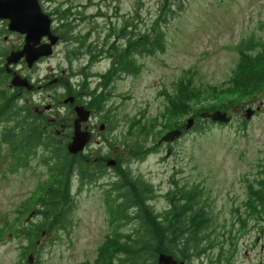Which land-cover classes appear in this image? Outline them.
Segmentation results:
<instances>
[{"label":"rangeland","instance_id":"1","mask_svg":"<svg viewBox=\"0 0 264 264\" xmlns=\"http://www.w3.org/2000/svg\"><path fill=\"white\" fill-rule=\"evenodd\" d=\"M42 11L52 21V29L63 36L59 21L63 12L70 16L71 32L65 43L54 48L51 58L33 70L24 65L14 70L29 76L34 89L18 94L32 112H37L44 123H55L54 135L62 134L75 119L72 107L63 105L68 89L78 91L80 101L87 103L88 91L95 89L101 76L106 77L105 92L109 98L103 110L93 108L90 128L93 136L89 143L91 157L99 159L96 169H102L100 178L72 189L71 227L68 231L32 236L33 243L18 234L23 226L37 222L33 215L35 201L44 192L49 176L40 158L46 153L36 149L27 166L17 167L9 156V148L1 143V131L8 123L0 120V264H82L93 263L103 247L105 236L110 233L106 211V194L119 180V164L130 178L151 185L153 199L150 207L156 213L168 209L166 194L175 184L187 182L199 189L205 197L214 219L215 247L200 258L191 257L189 264H209L223 246L221 264H264V224L252 226L236 233L232 244L226 240L227 232L236 226L235 209L242 213L247 185L258 179V167L264 161V90L244 98H216L211 87L226 86L238 62V46L252 38L259 51L264 47V0H40ZM126 27L135 43L158 42L163 46L152 55H133L137 68L131 74L107 72L113 57L124 51L127 41L113 36L116 48L112 53L101 54L98 62H89V55L71 52L77 48V38L88 36V43L102 45L107 34ZM7 24L0 23V65L10 53L23 44L18 34L9 33ZM89 33V35H87ZM71 37V38H70ZM99 46V47H100ZM138 52V51H136ZM13 67V66H12ZM87 68V69H85ZM5 78V79H4ZM4 87H9V80ZM55 81V82H54ZM205 90L199 99L187 105L184 116L170 119V126H180L194 113L210 105L229 101L230 122L226 124H194L181 130L183 134L171 146H157L159 137L144 139L147 150L142 158H134L130 151L136 136L129 132L133 120H147L158 115L165 105L164 92H172L180 82ZM41 88L38 89L37 87ZM3 86L0 89L3 90ZM103 90V89H102ZM101 89H98V94ZM17 94V92H15ZM89 99V100H88ZM101 105V100L96 98ZM48 107V110L45 108ZM107 110L111 112L107 113ZM246 110H252L247 119ZM114 115L115 123L108 128V119ZM135 118V119H134ZM105 131L99 132V125ZM107 124V125H106ZM111 128V129H110ZM57 133V134H56ZM170 154L167 156V150ZM113 159L116 168L107 169L105 161ZM103 161V165L101 162ZM99 172V171H96ZM113 188V186H112ZM112 193L111 195H115ZM128 223L121 228L123 234L131 231ZM225 233V242H221ZM232 245V246H231ZM23 249H27L26 252ZM30 257V259H29ZM28 260H30L28 262ZM185 261V263H188ZM106 264V262H103Z\"/></svg>","mask_w":264,"mask_h":264},{"label":"trees","instance_id":"2","mask_svg":"<svg viewBox=\"0 0 264 264\" xmlns=\"http://www.w3.org/2000/svg\"><path fill=\"white\" fill-rule=\"evenodd\" d=\"M69 16L70 14L65 11L59 21L68 20ZM67 20L61 27L66 40L71 32V22ZM116 33V30H112L109 35ZM87 39L86 35L77 38V48L73 52L84 49L87 46ZM127 40L129 43L132 41L134 43L135 39L129 36ZM159 41L160 39L151 42L147 39V44L132 45L131 52L125 57L127 73L136 72L133 52L139 50L140 54L152 55L155 51L163 49ZM255 48L252 38L238 46V62L226 86L210 88L217 99L244 98L264 90V47L259 51ZM95 49L96 47L91 49L90 46L87 50L93 58L96 56V53H93ZM120 62L121 59L116 58L117 66L113 68H117ZM3 72L4 70L0 69V81L2 76H5ZM105 80L106 77H102L103 83ZM103 83L88 91L87 96L91 99L86 104L88 109L98 108L101 111L104 109L103 104L108 100L109 93L105 92L106 85ZM98 89H101L99 94ZM205 92L191 85L190 82L184 81L177 83L172 92H164L165 105L158 115L143 121L133 120L128 133L136 136L137 140L132 145L131 156L140 159L148 153L145 144L141 141L155 137L163 127L165 129L166 125H169L170 130L180 128V126L172 128L170 119L184 116L187 105L192 100L202 97L206 94ZM68 95L73 96L75 101L79 99L76 90L68 89ZM96 98L101 100V105L96 103ZM21 100L12 90H0V120L8 123L3 129V141L9 148V156L17 162V167L27 166L28 159L36 155V149H42L46 153L40 158V163L47 168L49 182L33 206V215L38 218V221L32 222L30 227L25 225L17 231L31 244L34 242L32 236L46 233L58 237V232L68 231L71 227L73 203L71 189L74 182H78L80 189L83 184L99 179L98 173L101 171L96 169L98 165L94 159L86 160L83 154L69 155L66 152L65 147L71 137L69 124L60 137H56L54 135L56 130L52 129L56 124L45 122L44 125L48 128L44 129L37 112H32L25 105H18L22 102ZM230 106L229 101L222 100L216 106L210 105L207 108L198 109L192 116L195 129L200 128V123L211 124L209 120L200 119L201 113L217 110L227 112ZM106 112L109 113L111 110ZM113 123H115L114 115H111L108 119V128H112ZM117 169L120 171L119 180L114 183L106 197V211L111 231L105 236L103 247L99 249L96 260L93 263L82 264H104L103 262L106 264H157L160 253H168L176 260H189L191 257L200 258L215 247L218 238L214 232V219L210 206L199 189L187 191L186 194L182 192L179 198L182 203L180 211L172 209L164 213H156L149 205L153 199L151 185L130 178L121 164L117 166ZM258 169L261 171L258 179L247 185L246 199L241 205L242 213H239V209L234 210L236 226L233 225L227 232L226 239H229L230 244L234 240V234L248 230L250 224L253 227L264 224V161ZM112 193L116 194L111 195ZM167 199L175 208L177 201L174 200L175 197L171 194ZM128 223H131L133 228L129 233L123 234L121 228ZM225 235L221 233L222 244L226 241ZM23 251L26 252L27 249ZM222 253L223 246L220 244L218 256L210 259L209 264H221Z\"/></svg>","mask_w":264,"mask_h":264},{"label":"water","instance_id":"3","mask_svg":"<svg viewBox=\"0 0 264 264\" xmlns=\"http://www.w3.org/2000/svg\"><path fill=\"white\" fill-rule=\"evenodd\" d=\"M0 20H6L7 30L11 33H17L24 36V43L21 50L12 52L6 58V73L11 74V87L26 88L31 90L33 87L27 79L22 78L19 74L13 72L9 66L17 64L23 59L27 67L30 68L40 58H48L53 53V47L58 41V37L51 33V20L46 15L40 5L39 0H0ZM42 38L47 39L46 44H40ZM73 98H67L64 104L73 103ZM76 119L73 122V135L71 141L67 145V152L70 155H76L83 151L85 145L90 139V133L81 129V124L87 122L90 112L83 106L74 108ZM252 110H246V118L252 115ZM200 118L208 119L212 123H228L230 118L225 112L214 111L212 113H202ZM193 124V119H188L185 129ZM103 126H101V129ZM181 135V131L172 130L164 134L158 144H168L174 142ZM167 150V156L170 154ZM108 167H114L115 161L107 162ZM30 259V257H29ZM30 261V260H29ZM157 264H184L177 261L169 254L160 253L157 257Z\"/></svg>","mask_w":264,"mask_h":264},{"label":"flooded vegetation","instance_id":"4","mask_svg":"<svg viewBox=\"0 0 264 264\" xmlns=\"http://www.w3.org/2000/svg\"><path fill=\"white\" fill-rule=\"evenodd\" d=\"M0 23H3V24H7V21L6 20H0ZM7 30V29H6ZM2 32H4V30L3 31H1L0 32V34L2 33ZM52 33L53 34H55V35H57L60 39H59V41H58V43L57 44H59V43H65L66 41H65V38H64V36H62L61 35V33L59 32V31H57V30H54V29H52ZM19 35V34H18ZM20 37H22L23 38V43H24V37L22 36V35H19ZM107 42V41H106ZM105 42V44H107ZM47 43V39L46 38H42L41 39V41H40V44H46ZM23 45V44H22ZM22 45L17 49V50H15V52H17V51H19L21 48H22ZM91 45L92 46H94L95 45V43H91ZM107 46H110V47H112L113 46V48L112 49H114V44L112 43H108L107 44ZM127 51H128V49L126 50V52L123 54V56H125L126 54H127ZM103 52H104V50H103ZM112 57H113V59H112V62H111V67L109 68V69H112V67L113 66H115V61H116V59H115V57L113 56V55H111ZM0 57H4V55H2V56H0ZM51 58V57H50ZM49 58H40L31 68H27V69H30V70H33L35 67H37L39 64H41V63H43L45 60H48ZM89 62H90V64H94V63H96V62H98V60H90V56H89ZM18 65H24V66H26L25 65V63H24V60L23 59H21L19 62H18ZM0 67H3L2 65H0ZM118 72H121V73H127V71L125 70V62H124V60L122 59L121 60V62H120V64H119V71ZM23 76V75H22ZM24 77V76H23ZM25 78H27L28 80H29V82L34 86V83H33V81L31 80V79H29V76H26ZM0 85H2V86H4V83L2 82ZM35 87V86H34ZM38 89H40L41 87L40 86H38L37 87ZM23 92H26V91H21V90H18V94L20 95V94H22ZM27 93V92H26ZM75 101V100H74ZM86 105L87 103H83V102H81L80 100H77V101H75L73 104H69V105H65V106H70V107H74L75 105ZM45 110H48V107H46L45 108ZM72 111H73V109H72ZM93 116V113L91 114V116H90V118ZM89 122V121H88ZM87 123V122H86ZM86 123H84V124H82V128L83 129H85L86 130V128L91 132V138H92V136H93V129H91L90 128V126H91V123H88V127H87V125H86ZM49 124H51V123H49ZM48 127L47 126H44V129H47ZM1 134H2V137H1V143L3 142L4 143V141H3V130L1 131ZM57 134V133H56ZM5 144V143H4ZM161 147V146H160ZM89 149V146L86 148V150L84 151V153H83V155H84V157L86 158V160L87 159H92V157H91V153H90V151L88 150ZM94 162L97 164V165H99V163H97V162H99V159H95L94 160ZM100 171L102 172V169H100ZM175 185L173 186V187H171V189H169L168 190V192H167V195H166V201H167V203H168V209L167 210H174V211H176V210H179L180 211V207H181V205H182V203H181V200L179 199L180 198V196H181V194H182V192L183 193H185L186 194V192L187 191H191V190H194V188H192V187H190V185L189 184H187V182H185V183H182L183 185H179L175 180H174V182H173ZM110 190H111V187H110ZM171 193H172V195H173V197H175V199L174 200H177L176 201V207L175 208H173L171 205H170V203H169V201H168V199H167V196H169V195H171ZM184 194V195H185ZM166 210H164V211H162V212H165ZM187 261V260H186ZM188 262V261H187ZM186 264V263H185ZM187 264H189V262L187 263Z\"/></svg>","mask_w":264,"mask_h":264}]
</instances>
